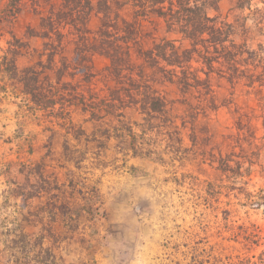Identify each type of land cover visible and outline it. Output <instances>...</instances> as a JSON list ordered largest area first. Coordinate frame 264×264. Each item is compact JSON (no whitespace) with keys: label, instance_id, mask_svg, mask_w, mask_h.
Masks as SVG:
<instances>
[{"label":"rangeland","instance_id":"rangeland-1","mask_svg":"<svg viewBox=\"0 0 264 264\" xmlns=\"http://www.w3.org/2000/svg\"><path fill=\"white\" fill-rule=\"evenodd\" d=\"M9 1L0 0V56L16 37L23 42L21 70L46 62L44 40L29 31H38L41 16L60 0H22L15 18L4 13ZM238 5L222 0L210 14L246 23L236 41H246L253 53L246 57L257 67L250 66L247 75L254 74L255 82L247 77L233 84L214 74L218 108L200 115L193 138L184 95L161 81L156 87L170 101L175 124L160 119L147 132L145 148L156 154L133 156L125 141L105 140L106 123L114 119L105 112L92 119L77 101L64 115L57 113L59 105L54 112L32 110L17 86L1 94L0 264H264V205L253 202L264 196V0H245L243 10ZM133 12L126 6L122 16L132 20ZM140 21L146 48L163 38L188 46L180 35L167 33L161 20ZM101 25L94 11L91 38ZM73 50L67 43L70 61ZM109 64L96 54L91 81L66 75L61 82L71 83L67 94L85 95L88 102L109 98L116 86L106 78ZM46 74L56 82L54 72ZM204 100L195 93L189 102L198 106ZM144 117L136 108L125 110L137 133ZM221 158L233 168L243 164L250 175L223 172Z\"/></svg>","mask_w":264,"mask_h":264},{"label":"trees","instance_id":"trees-1","mask_svg":"<svg viewBox=\"0 0 264 264\" xmlns=\"http://www.w3.org/2000/svg\"><path fill=\"white\" fill-rule=\"evenodd\" d=\"M221 1L97 0L94 3V0H60L58 6L52 4L48 13L41 16L38 31H29V35L44 40L46 62L40 61L21 70L17 60L23 42L16 37L0 56V102L8 94L9 87L16 86L33 103L30 108L36 112H54L59 105L57 113L64 114L66 107L77 101L91 112L92 119L98 121L99 115L105 112L114 119L112 122L117 121L115 125L110 120V124L106 123V132L102 136L105 140L117 138L126 142L124 149L133 156H150L157 152L145 148L150 146L146 142L148 133L160 126V119L165 126L175 124L169 109L170 101L156 87L162 81L177 86L184 95L181 103L187 106L185 118L192 125L194 138L195 122L200 115L205 116L208 109L218 108L213 75L234 84L248 77L247 74L252 72L250 66L257 67L250 63V57H246L253 54L247 42L236 41L238 27L248 29L246 23H240L239 19L235 23L219 21L218 17L211 16L210 11L216 10ZM21 3L22 0H10L4 10L6 17L15 18L21 11ZM244 3L245 0H239L237 10H243ZM126 6H131L134 11L132 20L122 16ZM94 11L101 15L102 25L91 38L88 24ZM151 17L161 20L167 33L180 35L188 46L178 47L175 40L163 38L146 48L140 19ZM69 42L74 45L71 61L64 55ZM96 54L110 62L105 69L106 78L114 81L116 86L110 91L109 98H93L88 102L85 95H71V91L67 94L65 87H70L71 83L61 82L62 79L66 75L80 74L83 80L91 81L95 76L93 57ZM147 68L152 70L151 75L146 72ZM46 71L56 74V82ZM254 77L252 74L248 78L255 82ZM195 93L205 97L204 104H190ZM1 94L5 96L1 97ZM132 107L145 116V123L137 124L140 133L125 121V110ZM183 122L184 125L188 123ZM219 163L221 170L230 172L233 177L250 175V170L244 169L241 163L235 168L228 159L221 158ZM253 202L264 205V196Z\"/></svg>","mask_w":264,"mask_h":264},{"label":"clouds","instance_id":"clouds-1","mask_svg":"<svg viewBox=\"0 0 264 264\" xmlns=\"http://www.w3.org/2000/svg\"><path fill=\"white\" fill-rule=\"evenodd\" d=\"M119 255V253H117Z\"/></svg>","mask_w":264,"mask_h":264}]
</instances>
